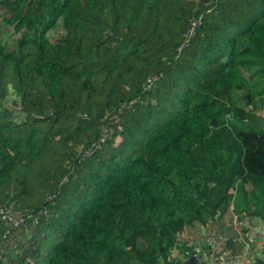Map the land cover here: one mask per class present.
<instances>
[{"label":"trees","instance_id":"trees-1","mask_svg":"<svg viewBox=\"0 0 264 264\" xmlns=\"http://www.w3.org/2000/svg\"><path fill=\"white\" fill-rule=\"evenodd\" d=\"M0 35V208L26 217L0 264H176L186 227L237 246L230 206L264 225V0H0Z\"/></svg>","mask_w":264,"mask_h":264},{"label":"built area","instance_id":"built-area-1","mask_svg":"<svg viewBox=\"0 0 264 264\" xmlns=\"http://www.w3.org/2000/svg\"><path fill=\"white\" fill-rule=\"evenodd\" d=\"M196 24V21H192L189 31L191 35L194 34ZM0 219L7 224L8 230L26 226V217L8 207L0 208ZM222 220L234 229L241 241V248L235 249L228 246L224 235L217 233L209 225L202 228L200 241H196L190 229H184L177 236V243L179 247H183V250L175 248L171 253L175 263L185 264V259L195 255L198 264L199 261H203L204 264H211V262L216 264H264L258 259L250 260L248 255L251 246L258 241V235L264 236V225L251 216L237 214L231 206L223 215ZM1 246L0 244V248Z\"/></svg>","mask_w":264,"mask_h":264},{"label":"crops","instance_id":"crops-1","mask_svg":"<svg viewBox=\"0 0 264 264\" xmlns=\"http://www.w3.org/2000/svg\"><path fill=\"white\" fill-rule=\"evenodd\" d=\"M223 223L226 225L225 221L222 220ZM196 228H198L197 231H195L193 228L190 229L191 233L194 235V238L196 239V241H200L203 229L201 226H194ZM235 232V231H234ZM234 232L232 233V235L234 234ZM258 241L255 242L256 244L251 246V249H249V258L250 260H261L264 263V236H260L258 235L257 237ZM235 245H237L235 248H241L242 245H240V241L239 240H235ZM211 264H216L214 262H211Z\"/></svg>","mask_w":264,"mask_h":264},{"label":"rangeland","instance_id":"rangeland-1","mask_svg":"<svg viewBox=\"0 0 264 264\" xmlns=\"http://www.w3.org/2000/svg\"><path fill=\"white\" fill-rule=\"evenodd\" d=\"M58 32V29H55L54 31H53V33L51 34V35H54V34H56ZM1 36V35H0ZM3 36H5V33L3 34ZM154 81V78H152L151 80H150V83H152ZM256 113H257V115H259V116H262V114H263V110L260 108L259 110H257L256 111ZM263 125H264V121H263ZM116 139H119V137H117ZM195 231H197L198 230V228H196V227H192ZM186 229H188L189 230V228L188 227H186ZM20 232V231H19ZM191 232V231H190ZM18 233V232H17Z\"/></svg>","mask_w":264,"mask_h":264},{"label":"water","instance_id":"water-1","mask_svg":"<svg viewBox=\"0 0 264 264\" xmlns=\"http://www.w3.org/2000/svg\"><path fill=\"white\" fill-rule=\"evenodd\" d=\"M197 261L198 260H197L196 256L192 255V256L188 257L187 259H185L184 263L185 264H198Z\"/></svg>","mask_w":264,"mask_h":264}]
</instances>
